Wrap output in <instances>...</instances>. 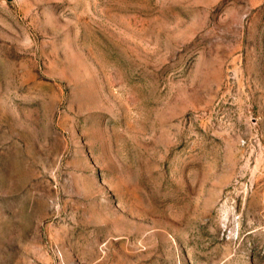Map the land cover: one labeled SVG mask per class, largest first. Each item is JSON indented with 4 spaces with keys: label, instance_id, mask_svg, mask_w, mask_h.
Instances as JSON below:
<instances>
[{
    "label": "rangeland",
    "instance_id": "1",
    "mask_svg": "<svg viewBox=\"0 0 264 264\" xmlns=\"http://www.w3.org/2000/svg\"><path fill=\"white\" fill-rule=\"evenodd\" d=\"M0 264H264V0H0Z\"/></svg>",
    "mask_w": 264,
    "mask_h": 264
}]
</instances>
